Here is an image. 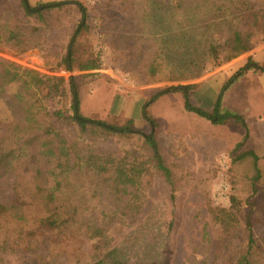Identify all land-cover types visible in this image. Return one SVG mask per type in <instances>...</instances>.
<instances>
[{
  "label": "rangeland",
  "instance_id": "1",
  "mask_svg": "<svg viewBox=\"0 0 264 264\" xmlns=\"http://www.w3.org/2000/svg\"><path fill=\"white\" fill-rule=\"evenodd\" d=\"M64 1H78L87 11L86 28L76 38L72 72L66 71L65 59L81 23L79 9L65 6L27 18L20 0H0V60L32 71L43 80H66L63 97L27 88L28 76L6 86L0 95V205L7 209L0 217V264H91L94 250L93 241L69 233L46 241L34 235L25 239L17 235L21 229L29 233V226L40 214L33 182L27 179L29 163L14 166L9 158L12 143L21 136L19 129L30 117L44 126L41 133L48 129L44 139L65 141L74 162L93 152L112 153L126 162L127 169L135 166L148 172L139 185L144 191L140 198L143 208L135 216H115L108 183L93 176L85 179L90 189L88 212L92 220L109 229L123 264H234L247 250L248 220L254 236L264 239L263 74L248 72L223 97L226 110L245 118V140L246 130L234 120L216 125L187 112L182 93L153 100L176 84L144 78L139 71L129 69L109 45L101 19L102 14L109 13L108 6L118 0H29L32 6ZM255 2L264 7V0ZM252 45L238 67L233 60L225 62L224 54L199 79L184 83L193 86L189 95L195 107L213 114L223 86L250 58L264 65V33H258ZM89 60L96 61L99 69L80 71L79 63ZM71 77L79 89L80 113L84 117L128 127L137 134H111L92 127L82 131L69 120L74 115ZM144 109L155 120L154 128L144 119ZM58 111L68 119L54 117ZM152 133L159 159L146 141ZM250 151L258 157L257 183L253 159L240 160ZM160 163L169 170L170 178L160 169ZM16 192L24 204L21 209H8ZM233 197L241 203L237 215L240 224L227 235L220 232L212 209L229 210ZM18 212L31 223L14 218ZM260 245L258 250L263 254L254 255L251 264H264V242Z\"/></svg>",
  "mask_w": 264,
  "mask_h": 264
},
{
  "label": "trees",
  "instance_id": "2",
  "mask_svg": "<svg viewBox=\"0 0 264 264\" xmlns=\"http://www.w3.org/2000/svg\"><path fill=\"white\" fill-rule=\"evenodd\" d=\"M20 5L27 18L65 6H76L79 9L81 23L70 42L65 59L66 71L72 72L76 64V38L86 28V8L78 1L39 3L32 6L29 0H20ZM108 10L109 13L102 14L101 28L104 26L105 33L110 38L109 45L122 56L124 64L131 70L139 71L146 79L176 84L159 92L153 100L167 94L182 93L187 112L211 120L216 125L234 120L246 130L247 140L248 126L245 118L226 110L223 107V97L248 72L264 74V66L250 58L223 86L213 114L192 104L189 92L193 86L184 83L199 79L224 54L225 62H230L249 53L253 49L252 41L255 36L264 33V7H259L255 0H118L114 5L108 6ZM12 38L16 36L12 35ZM78 69L94 71L99 69V64L89 60L79 63ZM23 76H28L27 88L37 93L47 90L48 96L66 95L64 78L43 80L36 73L3 60H0V95L4 93L6 86L16 83ZM69 89L74 113L69 120L82 131L92 127L111 134H137L128 127H115L84 117L80 113L79 89L73 77L69 80ZM53 116L68 119L60 111ZM143 117L155 127V120L148 116L146 109L143 110ZM43 127L35 118L30 117L28 123L19 129L21 136L12 143V149H9V158L14 166L29 163L27 179L30 178L33 182L32 192L34 199L39 201L40 208V214L29 226V233H24L21 229L17 235L23 239L34 235L43 241L68 233L85 237L94 242L91 264H123L109 229L106 230L92 220L93 217L88 212L90 189L86 187L85 179L93 176L108 183L110 194L114 197L115 216H135L143 208L140 198L144 191L139 185L142 176L148 172L138 170L135 166L127 169L126 162L123 159L117 160L112 153L93 152L81 161L74 162L65 141H48L43 138L48 136V129L44 133L40 132ZM146 141L152 147L155 158L159 159L153 133L146 137ZM247 157L253 159L256 169L254 181L257 183L260 178L258 157L250 151L240 156V160ZM159 166L170 178L169 170L161 163ZM23 201L20 193L16 192L13 204L8 209H21ZM6 210V206L0 205V217L5 216ZM240 212L241 203L235 197L231 198L229 210L213 208V218L219 224L220 232L228 235L235 230L240 224L237 216ZM17 214L14 218H23L26 222L24 216L21 217L19 212ZM28 221L30 220L26 223H31ZM246 228L249 233L247 250L234 264H251L254 255L263 254L258 249L264 239L254 236L249 220Z\"/></svg>",
  "mask_w": 264,
  "mask_h": 264
},
{
  "label": "crops",
  "instance_id": "3",
  "mask_svg": "<svg viewBox=\"0 0 264 264\" xmlns=\"http://www.w3.org/2000/svg\"><path fill=\"white\" fill-rule=\"evenodd\" d=\"M241 57H242V56H241ZM241 57H239V58L233 60V61H235V63H234L233 65H236V67H238L239 64L241 63ZM239 62H240V63H239ZM262 64H263V63H260V66H264V65H262ZM233 65H232V66H233ZM252 72H254V71H252ZM251 74H254V73H251ZM260 81L262 82L263 89H264V74H263L262 78L260 79ZM235 84H236V83H235ZM235 84H234L232 87H234Z\"/></svg>",
  "mask_w": 264,
  "mask_h": 264
}]
</instances>
